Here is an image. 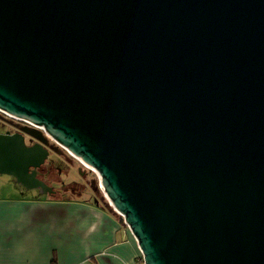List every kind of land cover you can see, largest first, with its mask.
<instances>
[{"label":"water","instance_id":"1","mask_svg":"<svg viewBox=\"0 0 264 264\" xmlns=\"http://www.w3.org/2000/svg\"><path fill=\"white\" fill-rule=\"evenodd\" d=\"M0 112L96 171L143 264H264V0H0ZM47 157L0 134L26 191Z\"/></svg>","mask_w":264,"mask_h":264},{"label":"crops","instance_id":"2","mask_svg":"<svg viewBox=\"0 0 264 264\" xmlns=\"http://www.w3.org/2000/svg\"><path fill=\"white\" fill-rule=\"evenodd\" d=\"M0 193V264H143L111 206Z\"/></svg>","mask_w":264,"mask_h":264},{"label":"rangeland","instance_id":"3","mask_svg":"<svg viewBox=\"0 0 264 264\" xmlns=\"http://www.w3.org/2000/svg\"><path fill=\"white\" fill-rule=\"evenodd\" d=\"M3 129L4 127L1 126L0 123V131ZM58 149L61 154L58 157L52 158L55 159L56 163H54L55 168L50 169L51 174L49 176L51 180L56 179L57 181H61L63 183V187L59 188L57 191V196L67 198L66 200H75L80 202H87L88 200H92L93 202H97L99 204H102V200L106 205L110 206V204L104 197V194L100 190L98 175L94 171L86 167L89 172L87 173V178L82 179L81 176L77 174L75 168H71L69 166L71 165L69 163L74 164V166L80 165L82 163L73 158L61 146H59ZM57 167L59 169V173L56 169ZM88 181L90 182V187L86 186ZM83 184H85V187L83 186ZM20 191L21 190L16 186V184H14L11 177L0 174L1 195L14 197L20 196V194H22ZM23 197L32 198V193H24ZM40 197L43 198L45 196Z\"/></svg>","mask_w":264,"mask_h":264},{"label":"flooded vegetation","instance_id":"4","mask_svg":"<svg viewBox=\"0 0 264 264\" xmlns=\"http://www.w3.org/2000/svg\"><path fill=\"white\" fill-rule=\"evenodd\" d=\"M0 123H1V126L4 127V129L0 131V134L19 133L23 136V140L26 146L30 147L36 144H40L42 145L43 148H45L48 151L47 159L35 171L36 172L35 177L47 186V188H45L46 193L41 194L42 189L40 188L26 191L22 187L16 185L21 190L20 192L22 194L32 193V195L38 196V197L39 196L56 197L57 191L59 188L63 187V183L61 181H57L56 179L51 180L49 176L51 174L50 169L55 168L54 163H56L55 159H52V158L58 157L61 154V152L58 149L59 145L56 142H54L52 139H50L41 128L33 126L24 120L17 119L14 117H9L6 114L0 112ZM32 129L35 130L34 133L35 135L38 136L39 139L35 137H31L27 133L28 130H32ZM69 164H71L69 165L71 168H75L77 174H79V176H81L82 179L87 178V173L89 171L84 165L80 164V165L74 166V164L72 163H69ZM56 169L58 170V173H59L58 167ZM83 186L85 187V184H83ZM86 186L90 187L89 181Z\"/></svg>","mask_w":264,"mask_h":264},{"label":"bare ground","instance_id":"5","mask_svg":"<svg viewBox=\"0 0 264 264\" xmlns=\"http://www.w3.org/2000/svg\"><path fill=\"white\" fill-rule=\"evenodd\" d=\"M7 116H9V115H7ZM9 117H11V116H9ZM73 157V156H72ZM73 158H75V159H77L80 163H82L77 157H73ZM83 164V163H82ZM84 165V164H83ZM85 167H87V168H89L90 170H92V171H94L95 173H96V171L94 170V169H92L91 167H89V166H87V165H84Z\"/></svg>","mask_w":264,"mask_h":264},{"label":"trees","instance_id":"6","mask_svg":"<svg viewBox=\"0 0 264 264\" xmlns=\"http://www.w3.org/2000/svg\"><path fill=\"white\" fill-rule=\"evenodd\" d=\"M102 204H103V201L101 200ZM105 203V202H104ZM106 205V204H105Z\"/></svg>","mask_w":264,"mask_h":264}]
</instances>
